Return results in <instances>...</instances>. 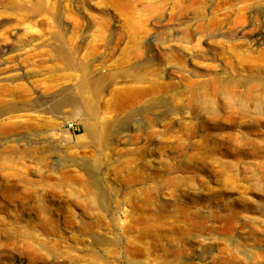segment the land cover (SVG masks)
<instances>
[{"label":"rangeland","instance_id":"rangeland-1","mask_svg":"<svg viewBox=\"0 0 264 264\" xmlns=\"http://www.w3.org/2000/svg\"><path fill=\"white\" fill-rule=\"evenodd\" d=\"M0 264H264V0H0Z\"/></svg>","mask_w":264,"mask_h":264},{"label":"built area","instance_id":"built-area-1","mask_svg":"<svg viewBox=\"0 0 264 264\" xmlns=\"http://www.w3.org/2000/svg\"><path fill=\"white\" fill-rule=\"evenodd\" d=\"M67 130H69V131L74 130V125L73 124H68L67 125Z\"/></svg>","mask_w":264,"mask_h":264}]
</instances>
